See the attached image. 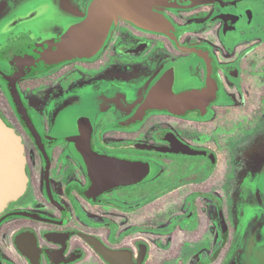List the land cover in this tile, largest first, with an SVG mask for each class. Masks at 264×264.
<instances>
[{"label":"flooded vegetation","instance_id":"obj_1","mask_svg":"<svg viewBox=\"0 0 264 264\" xmlns=\"http://www.w3.org/2000/svg\"><path fill=\"white\" fill-rule=\"evenodd\" d=\"M91 1L0 0V117L27 177L0 211V264H254L264 0L160 1L93 55L35 65Z\"/></svg>","mask_w":264,"mask_h":264},{"label":"water","instance_id":"obj_2","mask_svg":"<svg viewBox=\"0 0 264 264\" xmlns=\"http://www.w3.org/2000/svg\"><path fill=\"white\" fill-rule=\"evenodd\" d=\"M160 1L164 0H92L86 17L70 26L60 40L50 42L36 58L35 65L47 66L61 60L93 55L119 17L143 23L151 17L152 7ZM211 87L209 84L201 90L183 91L177 96L176 104H183V100H186L185 105L188 104L191 96H208L213 90ZM26 182L22 144L0 117V211L7 202L24 192Z\"/></svg>","mask_w":264,"mask_h":264},{"label":"rangeland","instance_id":"obj_3","mask_svg":"<svg viewBox=\"0 0 264 264\" xmlns=\"http://www.w3.org/2000/svg\"><path fill=\"white\" fill-rule=\"evenodd\" d=\"M223 158L224 157L221 155L220 156V160H219V164H218V168H217V171H216V175H215V178L213 179V185H214L213 187H215L214 183H215V180L217 179L216 177L217 176H222L224 174L225 169H226L225 166H224V159ZM228 202L230 203L231 201H228V200L226 201V210L225 211H231L232 204L234 205V211H235V203H234V201L230 204V206H229ZM239 211H242V210H239ZM228 215H232V213L228 212ZM232 229L236 230L233 226H232ZM233 234H234V232L232 231V235ZM225 250H226V248L223 250V252L221 254L222 257H223V255L225 253ZM262 254H264V248L262 249ZM253 262H254V264H264V257L257 258Z\"/></svg>","mask_w":264,"mask_h":264}]
</instances>
